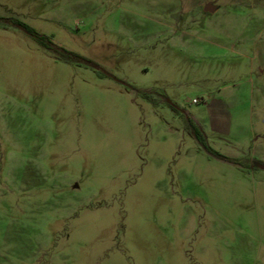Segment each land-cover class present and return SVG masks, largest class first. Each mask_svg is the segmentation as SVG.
Returning <instances> with one entry per match:
<instances>
[{
  "label": "rangeland",
  "instance_id": "obj_1",
  "mask_svg": "<svg viewBox=\"0 0 264 264\" xmlns=\"http://www.w3.org/2000/svg\"><path fill=\"white\" fill-rule=\"evenodd\" d=\"M259 165L264 0H0V264H264Z\"/></svg>",
  "mask_w": 264,
  "mask_h": 264
},
{
  "label": "trees",
  "instance_id": "obj_2",
  "mask_svg": "<svg viewBox=\"0 0 264 264\" xmlns=\"http://www.w3.org/2000/svg\"><path fill=\"white\" fill-rule=\"evenodd\" d=\"M18 27L20 29H22L26 34H28L30 37H32L33 39H35L39 44L43 45V46H46L48 47V49H53L57 52H59L60 50L58 48H53L52 46L50 47L49 46V43L45 42L46 40V37L42 36V35H39L37 34L36 32H34L33 30H31L30 28L26 27L25 25L23 24H17ZM48 44V45H47ZM62 58L66 61H70V60H79L76 56L74 55H71V54H68V53H63V56ZM192 135L194 136V138L197 140V142H199L201 145L204 146V148L208 151L209 148L206 146L205 142H204V136L201 132H198V131H193ZM216 157L222 159V160H226L224 157L220 156V155H217L215 154Z\"/></svg>",
  "mask_w": 264,
  "mask_h": 264
},
{
  "label": "water",
  "instance_id": "obj_3",
  "mask_svg": "<svg viewBox=\"0 0 264 264\" xmlns=\"http://www.w3.org/2000/svg\"><path fill=\"white\" fill-rule=\"evenodd\" d=\"M215 10H216V7H214L212 4H207L204 8L205 13H213L215 12ZM258 167L259 169L264 171V165H259Z\"/></svg>",
  "mask_w": 264,
  "mask_h": 264
},
{
  "label": "flooded vegetation",
  "instance_id": "obj_4",
  "mask_svg": "<svg viewBox=\"0 0 264 264\" xmlns=\"http://www.w3.org/2000/svg\"><path fill=\"white\" fill-rule=\"evenodd\" d=\"M49 46L51 47V45L49 44Z\"/></svg>",
  "mask_w": 264,
  "mask_h": 264
}]
</instances>
